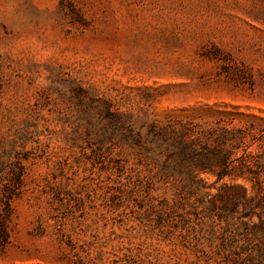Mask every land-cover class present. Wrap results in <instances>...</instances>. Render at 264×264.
Instances as JSON below:
<instances>
[{"label": "rangeland", "instance_id": "rangeland-1", "mask_svg": "<svg viewBox=\"0 0 264 264\" xmlns=\"http://www.w3.org/2000/svg\"><path fill=\"white\" fill-rule=\"evenodd\" d=\"M155 124L241 130L264 181V0H0V264H219L254 183L163 169Z\"/></svg>", "mask_w": 264, "mask_h": 264}, {"label": "trees", "instance_id": "trees-1", "mask_svg": "<svg viewBox=\"0 0 264 264\" xmlns=\"http://www.w3.org/2000/svg\"><path fill=\"white\" fill-rule=\"evenodd\" d=\"M151 133L159 141L165 170L188 167L191 173L205 170L216 173L219 179L234 175L254 183L255 197L248 198L247 188L237 184L231 186L235 193L223 206L212 205L206 215L212 218L207 242L221 258L219 264H264V181L259 165L250 160L244 133L228 128L195 133L187 126L156 124ZM241 149L244 152L240 155ZM255 215L258 223L253 221Z\"/></svg>", "mask_w": 264, "mask_h": 264}]
</instances>
